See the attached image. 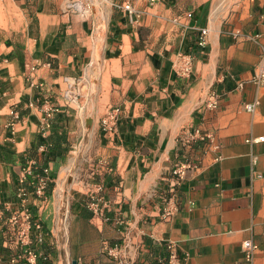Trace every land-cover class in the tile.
Instances as JSON below:
<instances>
[{
	"label": "crops",
	"instance_id": "crops-1",
	"mask_svg": "<svg viewBox=\"0 0 264 264\" xmlns=\"http://www.w3.org/2000/svg\"><path fill=\"white\" fill-rule=\"evenodd\" d=\"M16 1L25 25L0 38V221L22 168L48 165L36 264H159L169 241L186 264H245L248 238L264 263V141H245L264 135V86L249 81L264 51V0H94L85 16L65 11L67 0ZM178 51L194 55L190 78L171 68ZM64 75L84 77L88 94L45 128L43 97L60 102ZM211 91L216 109L205 106ZM254 97L256 110H244ZM112 106L116 125L102 129ZM194 129L211 138L183 148L179 136ZM182 154L196 166L163 218ZM104 242L120 243L116 257ZM10 254L1 249L0 264H22Z\"/></svg>",
	"mask_w": 264,
	"mask_h": 264
},
{
	"label": "built area",
	"instance_id": "built-area-1",
	"mask_svg": "<svg viewBox=\"0 0 264 264\" xmlns=\"http://www.w3.org/2000/svg\"><path fill=\"white\" fill-rule=\"evenodd\" d=\"M94 6V0H67L65 11L85 16L90 14ZM123 7L128 11L132 10L129 2ZM207 33L208 29L206 27L199 29L196 33V45L200 49V54H203L205 51ZM193 61L194 55L192 53L178 51L171 60V68L178 76L190 78L193 71ZM61 81L62 86L58 90L60 102L54 103L49 101L48 98L43 97L41 103V110L43 113L41 123L45 128L50 126L53 115L60 112V109H66L70 104L85 99L88 94L87 85L82 76L64 75ZM249 81L254 83L257 87L264 86V51ZM238 86L241 87L242 83H239ZM219 99L220 95L211 91L208 93L205 106L209 109H216ZM258 105L259 99L258 97H254L251 101L244 102L243 108L248 112H254ZM119 114V107H109L100 118L99 123L101 128L106 130L114 128ZM12 115L14 119L18 118L16 112H12ZM210 138V135L207 133H201L197 129H194L183 132L179 136L178 142L183 148H188L191 147L196 140L209 141ZM245 141L249 143L263 142L264 135L249 136ZM195 166V161L188 159L184 154H182L180 159L175 161L168 180L167 190L169 197L166 200V206L162 212L163 218H168L177 210L176 203L173 200L175 190L186 177L187 173L191 169H194ZM52 181L53 177L51 176L49 166L44 164L38 165L35 160H30V163L22 168L18 175L17 188L14 193L15 197L5 205V210L8 211V214L0 221V252L1 249L9 251L11 253L10 259L12 263L21 261L22 264H36L37 250L33 246V243L42 242L44 237L43 225L37 212L42 209L49 200L47 187ZM0 213H2V209H0ZM241 246L245 264H254L258 245L248 238L242 241ZM102 249L109 255L116 257L120 249V243L109 245L107 242H104ZM164 251L165 254L162 256L159 264H186V257L179 254L175 242H167ZM117 262L118 264H133L130 261L122 262L120 259H118Z\"/></svg>",
	"mask_w": 264,
	"mask_h": 264
},
{
	"label": "rangeland",
	"instance_id": "rangeland-1",
	"mask_svg": "<svg viewBox=\"0 0 264 264\" xmlns=\"http://www.w3.org/2000/svg\"><path fill=\"white\" fill-rule=\"evenodd\" d=\"M20 8L22 7L16 0H8L6 3L0 0V38L8 37L11 33L18 32L25 25L26 16L23 15ZM65 194H68V191ZM61 205L64 207L65 200Z\"/></svg>",
	"mask_w": 264,
	"mask_h": 264
},
{
	"label": "trees",
	"instance_id": "trees-1",
	"mask_svg": "<svg viewBox=\"0 0 264 264\" xmlns=\"http://www.w3.org/2000/svg\"><path fill=\"white\" fill-rule=\"evenodd\" d=\"M47 194H48V192H47Z\"/></svg>",
	"mask_w": 264,
	"mask_h": 264
}]
</instances>
